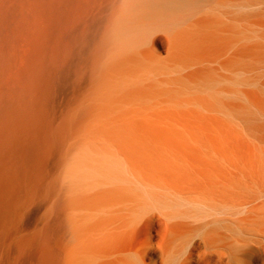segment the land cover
I'll use <instances>...</instances> for the list:
<instances>
[{"label":"bare ground","instance_id":"bare-ground-1","mask_svg":"<svg viewBox=\"0 0 264 264\" xmlns=\"http://www.w3.org/2000/svg\"><path fill=\"white\" fill-rule=\"evenodd\" d=\"M0 264H264V0H0Z\"/></svg>","mask_w":264,"mask_h":264}]
</instances>
